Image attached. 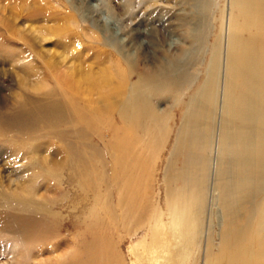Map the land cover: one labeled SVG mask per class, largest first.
<instances>
[{
    "label": "rangeland",
    "instance_id": "1",
    "mask_svg": "<svg viewBox=\"0 0 264 264\" xmlns=\"http://www.w3.org/2000/svg\"><path fill=\"white\" fill-rule=\"evenodd\" d=\"M171 218L155 264H264V0H0V264H151Z\"/></svg>",
    "mask_w": 264,
    "mask_h": 264
},
{
    "label": "bare ground",
    "instance_id": "2",
    "mask_svg": "<svg viewBox=\"0 0 264 264\" xmlns=\"http://www.w3.org/2000/svg\"><path fill=\"white\" fill-rule=\"evenodd\" d=\"M224 39V38H223ZM228 40V39H227ZM229 43V42H228ZM228 52H229V44H228ZM231 50V49H230ZM228 52H227V56H228ZM230 63V61H229ZM221 64V63H220ZM220 66V65H219ZM224 68V67H223ZM228 68V67H227ZM227 72L228 70H225L224 73H226L224 79H223V82L220 80V85L222 84L223 85V97H222V109L223 110V113H226L227 111V95H228V90H229V86H228V75H227ZM214 73V72H213ZM183 78V76H182ZM185 78H186V75H185ZM184 78V79H185ZM173 80V79H172ZM186 80V79H185ZM232 84V83H230ZM180 86V85H179ZM183 86V85H182ZM181 86V87H182ZM230 106V105H229ZM218 146V144H217ZM219 148V147H218ZM214 161V160H213ZM212 181V180H211ZM215 179L213 177V181H212V185H211V195H210V202L212 204V206L214 205V207L216 209H214V218L217 220V224L216 226L219 227L220 230L223 229V227L225 226L224 223H225V216L223 214H225L224 210V206L221 205L220 208H219V197H218V188H216L215 186ZM127 184V183H125ZM132 185V183H131ZM126 186V185H125ZM128 186V185H127ZM130 186V185H129ZM134 187V186H133ZM122 188V187H121ZM125 188V187H124ZM123 190V189H122ZM126 190V189H125ZM132 190L129 191V193H131ZM125 194V193H124ZM131 197V195H129ZM129 199V198H127ZM132 200V199H131ZM219 222V223H218ZM164 227V230L167 232L166 234V239L165 240V243L163 242L162 243V247L160 248H156V253L157 255H151L150 259V263L151 264H155L154 261H157V260H160L162 258H165L166 254L168 253L169 249H172V248H169L168 245H171V246H183V249L184 247L186 246H189L192 241L194 240L195 241V238H196V235L198 233H193V230L192 228L190 227V223L188 221H185L183 218L182 219H179L178 218H171L170 221H168L167 224L163 225ZM209 231V230H208ZM220 232V231H219ZM224 234V233H223ZM195 235V236H194ZM221 237V236H220ZM211 236L209 234V232L206 234V243H204V246H205V251L208 252V246H212L213 244L210 243L213 242V239H210ZM222 238V237H221ZM170 243V244H169ZM196 243V242H195ZM194 243V244H195ZM202 244H203V241H202ZM220 245V244H218ZM217 245V246H218ZM195 246V245H194ZM203 246V245H202ZM176 248V247H174ZM173 248V249H174ZM197 248V247H196ZM198 249V248H197ZM176 251V250H175ZM150 253V252H149ZM172 253V252H171ZM249 255H247L248 257ZM241 257V256H240ZM243 258V257H242ZM247 259V258H246ZM241 260V259H240ZM242 261V260H241ZM248 262V261H247ZM183 263V262H182ZM244 263V261H243ZM242 262H238L237 261V264H243ZM206 264V263H204ZM236 264V263H235Z\"/></svg>",
    "mask_w": 264,
    "mask_h": 264
}]
</instances>
